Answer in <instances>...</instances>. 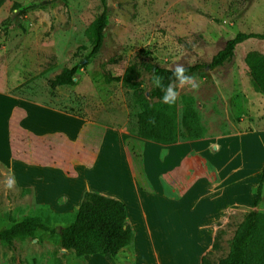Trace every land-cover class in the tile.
I'll list each match as a JSON object with an SVG mask.
<instances>
[{
  "label": "rangeland",
  "instance_id": "1",
  "mask_svg": "<svg viewBox=\"0 0 264 264\" xmlns=\"http://www.w3.org/2000/svg\"><path fill=\"white\" fill-rule=\"evenodd\" d=\"M108 4L105 43L100 53L91 56L92 28L103 11L102 0H5L0 8V92L90 121L85 147L94 150L108 128L137 135L141 112L134 89L106 81V74L119 76L134 65L136 80L149 93L156 77L143 70L145 62L170 68L209 63L230 39L242 34L231 61L190 75L193 81L183 86L173 83L178 117L181 120L184 103H193L204 127V136L197 140L264 127V0H108ZM76 64L82 67L75 83L53 88L52 80ZM253 76L259 79L261 91ZM194 83L198 87L193 88ZM19 116L14 114L10 127L15 157L74 173L83 146L62 134L35 136L18 125ZM105 158L102 170L90 173L92 184L125 193L131 184L124 164ZM14 173L9 163L0 161V230L10 227L12 219L29 217L60 230L69 218L36 205L33 192L16 185ZM20 176L26 180L28 175L21 172ZM9 179L14 182L12 188L7 186ZM58 187L53 182L49 193ZM249 211L264 215V188L259 207L227 215L218 247L208 254L212 264L229 255L231 240ZM260 232L264 235V216ZM16 244L18 253L0 241V264H18L19 259L33 262L34 258L39 264H50L65 252L57 233L38 232L36 238H18ZM160 246L164 262L178 264L182 254L177 253L184 243L170 238ZM136 256L131 244L115 264H135ZM61 259L65 264L82 261L73 252Z\"/></svg>",
  "mask_w": 264,
  "mask_h": 264
},
{
  "label": "crops",
  "instance_id": "2",
  "mask_svg": "<svg viewBox=\"0 0 264 264\" xmlns=\"http://www.w3.org/2000/svg\"><path fill=\"white\" fill-rule=\"evenodd\" d=\"M16 112L18 125L31 134H62L83 146L74 173L15 157L10 127ZM89 128L90 121L83 117L0 92V161L10 164L16 185L31 190L36 205L56 213L75 211L87 190L122 200L135 230V264H166L160 243L170 238L184 243L177 253L182 254L178 264H201L220 237V229L226 227L227 215L256 208V188L264 166V127L169 145L108 128L94 150L85 147ZM105 157L124 164L131 184L125 193L92 184L90 173L102 170ZM21 172L28 175L26 180ZM53 182L59 187L50 194ZM126 248L113 262L94 254L85 257L86 264H115Z\"/></svg>",
  "mask_w": 264,
  "mask_h": 264
},
{
  "label": "trees",
  "instance_id": "3",
  "mask_svg": "<svg viewBox=\"0 0 264 264\" xmlns=\"http://www.w3.org/2000/svg\"><path fill=\"white\" fill-rule=\"evenodd\" d=\"M5 0H0V8ZM103 11L92 28L94 45L90 53L94 56L101 52L105 43V30L108 25L110 7L108 0H102ZM242 34H237L230 39L225 47L220 50L209 63H195L185 65V76L205 70H211L231 61L234 56L236 41ZM82 67L76 64L72 68H66L52 80V87L59 85H72L75 83V75ZM144 71L151 72L155 77H160L163 88L178 81L170 67L145 62ZM136 68L130 65L122 75L112 76L106 74L108 82H122L123 86L134 89L136 100L141 107L138 115L137 135L161 144H173L180 140H197L204 136V127L200 122L199 112L188 102L183 104L181 120L178 117L176 101L172 104L164 103L162 97L164 91L155 86L149 93L144 92L141 84L136 80ZM254 82L261 91V84L257 77ZM264 166L256 188L254 206L259 207L263 201ZM56 213V212H55ZM62 218H69L58 230L39 218L29 217L21 221L12 219L13 224L0 230V241L8 245L13 251L19 252L16 240L18 238H36L38 232L44 234L59 235L60 249L64 253L50 264H65L61 258H67L68 253H74L81 262L86 264L87 255L101 254L108 261L113 262L117 255L130 246L135 239V230L130 223L126 204L113 196L98 191H85L82 201L77 209L70 213H56ZM264 215L261 212H247L244 221L240 225L231 240V249L227 257L219 260L217 264H264V235L260 232L261 220ZM218 237L213 248L202 257L201 264H212L208 254L218 247ZM18 264H39L38 259L33 262H25L19 259Z\"/></svg>",
  "mask_w": 264,
  "mask_h": 264
},
{
  "label": "clouds",
  "instance_id": "4",
  "mask_svg": "<svg viewBox=\"0 0 264 264\" xmlns=\"http://www.w3.org/2000/svg\"><path fill=\"white\" fill-rule=\"evenodd\" d=\"M170 70L172 71L173 75L179 81L180 86H183L186 82L193 81V78L191 76H185L186 69L182 64H177L174 69H170ZM161 79L162 78H160V77L155 78V81H154L155 86L161 87L162 90L164 91V95L162 97L163 102L168 103V104H172L175 102V100L178 96V93L175 91V86L170 83L167 86V88L164 89L163 85L161 83ZM192 87L196 88V87H198V85L194 83L192 85ZM13 184H14V182L11 179H9L7 182V186L9 188H12Z\"/></svg>",
  "mask_w": 264,
  "mask_h": 264
},
{
  "label": "water",
  "instance_id": "5",
  "mask_svg": "<svg viewBox=\"0 0 264 264\" xmlns=\"http://www.w3.org/2000/svg\"><path fill=\"white\" fill-rule=\"evenodd\" d=\"M63 251H66L65 249H63Z\"/></svg>",
  "mask_w": 264,
  "mask_h": 264
}]
</instances>
